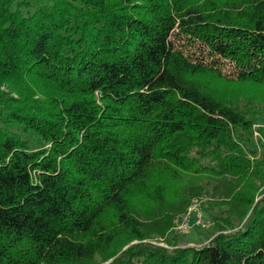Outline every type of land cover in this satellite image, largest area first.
<instances>
[{"label":"trees","instance_id":"trees-1","mask_svg":"<svg viewBox=\"0 0 264 264\" xmlns=\"http://www.w3.org/2000/svg\"><path fill=\"white\" fill-rule=\"evenodd\" d=\"M260 121L264 0H0V264H264ZM172 186L210 241H144Z\"/></svg>","mask_w":264,"mask_h":264},{"label":"rangeland","instance_id":"rangeland-1","mask_svg":"<svg viewBox=\"0 0 264 264\" xmlns=\"http://www.w3.org/2000/svg\"><path fill=\"white\" fill-rule=\"evenodd\" d=\"M228 67V66H227ZM264 127V121H260L254 125L255 136L257 138H262L261 134L257 130L260 127ZM202 177V176H201ZM197 179L199 177L189 176L188 179ZM221 183V184H220ZM218 188L225 190L227 187L232 188L233 183L229 179L220 180ZM181 187L183 184L178 183ZM177 189L172 186V192L168 196V204L164 209L159 207H152V205L144 204L140 205L141 216L147 224V237L144 239L145 242H149L154 245L164 246L168 248H173V244L167 241L168 236L172 235V239L177 241L178 246H199L200 244L210 241L214 234H211V230L214 229L213 222L204 218V203L210 199L207 196L194 197L191 198L190 202L186 205L182 204L181 196L176 194ZM197 206L202 214L204 222L209 224V227L197 225V216L192 214L193 221L188 230H183L182 226L185 222L186 217L191 212L193 206ZM163 220H169L168 224L162 223ZM169 227L165 234L161 235V230ZM136 241H133L134 243Z\"/></svg>","mask_w":264,"mask_h":264},{"label":"built area","instance_id":"built-area-1","mask_svg":"<svg viewBox=\"0 0 264 264\" xmlns=\"http://www.w3.org/2000/svg\"><path fill=\"white\" fill-rule=\"evenodd\" d=\"M192 214H196L197 216V221H196V224L197 225H202V226H206V227H209L210 225L209 224H206L203 220V217H202V214H201V211L200 209L197 207V206H193L191 208V212L188 214V216L186 217L185 219V222L183 223V226H182V229L185 231V230H188L190 228V224L191 222L193 221L192 219Z\"/></svg>","mask_w":264,"mask_h":264}]
</instances>
